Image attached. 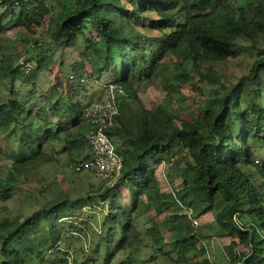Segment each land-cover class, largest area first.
Here are the masks:
<instances>
[{"label":"trees","instance_id":"16d2710c","mask_svg":"<svg viewBox=\"0 0 264 264\" xmlns=\"http://www.w3.org/2000/svg\"><path fill=\"white\" fill-rule=\"evenodd\" d=\"M241 1L0 0L8 11L0 13V37L20 28L26 37L18 40L30 46L28 58H20L9 37L0 40V92L8 94L0 101V137L17 144L5 156L0 149V158L11 163L0 176V200L14 197L32 170L60 154L80 172L72 164L92 155L87 110L102 100L86 104L77 96L87 82L107 77L105 88L113 82L127 92L118 100L115 125L106 129L122 157L118 179L113 183L96 173L106 188L93 185L75 197L60 189L31 215L0 217V264H112L120 252L143 243V214L156 222L147 228L151 256L160 252L188 264L190 255H201L195 264H213L206 235L193 228L188 215L168 214L171 207L198 215L215 210L216 237L238 235L245 248L230 250L226 264H264V50L236 82L216 67L238 56L240 39L264 40V0ZM47 16L45 44L30 35ZM74 44L82 60L66 69L72 89H40V71L62 63ZM170 58L173 75L167 74ZM193 76L210 93L199 100L200 113L189 110L184 118L166 99ZM156 80L167 96L147 107L138 86ZM162 162L182 178L169 193L155 176ZM52 182L57 178L41 186L52 191ZM122 186L130 195L127 204ZM101 203L108 209L101 221V213L85 217L86 209Z\"/></svg>","mask_w":264,"mask_h":264},{"label":"rangeland","instance_id":"374dc122","mask_svg":"<svg viewBox=\"0 0 264 264\" xmlns=\"http://www.w3.org/2000/svg\"><path fill=\"white\" fill-rule=\"evenodd\" d=\"M241 2L246 3L247 0H242ZM1 12H8L5 8L0 7ZM5 19H9L7 16ZM49 16L46 17L44 24L41 27L36 28V34H31V38H40L44 40L49 33ZM20 28H12L7 34H3L0 40L4 37H9L13 42V52L20 55V58L27 57L25 54L26 50L30 48L29 44L25 43L22 36ZM45 42V40L43 41ZM242 44V51L239 52L238 56L235 58H230L226 61L216 64L219 73H222L229 80L236 82L237 79L245 74L252 62L260 56V52L264 50V40L251 41L249 39H240ZM58 51V50H57ZM56 51L57 57L61 55V51ZM19 58V59H20ZM82 60V54L80 52L78 45H73L70 50L64 52V60L61 63L57 61L51 68L40 71L36 81L40 89H47L51 85H59V88L65 92L72 89L73 78L67 75V68L72 62H78ZM173 58L168 60L169 71L167 74H174L176 70L172 68L171 64ZM88 73L91 72V68L87 67ZM107 77H102L99 81L91 79L84 85V88L76 92L77 96L84 100L86 104L91 102V99H103L105 94L104 83L109 82ZM199 81L197 77L193 76V80L190 83L183 84L177 89L173 84V89L176 90L175 97L172 99H166V89L165 85L161 80H156L154 82H146L140 86L139 95L147 107H153L157 103L170 100V108L177 114L184 118H189V110H194L196 114L200 113L202 109H199V100L206 97L210 92L203 91L198 87ZM201 85V84H200ZM209 88L206 85L204 88ZM129 94V93H128ZM7 92H0V101L7 99ZM202 96V97H201ZM17 148V144L14 142L13 138L4 135L0 137V149L4 152L3 155H7L13 149ZM10 160L6 158H0V176H5L8 168L10 167ZM168 163L162 162L156 166L155 176L157 178L159 188L164 192H172L180 186L182 178H176L178 172L175 169H170ZM57 178V183L52 182V191H47L45 185L41 186L44 180L53 181ZM93 185L98 188H106L105 182L96 174L90 171H80L75 172L70 168L69 159L64 155L60 154L57 160L51 163L44 164L38 170H32L28 174V180L24 186L17 189V194L8 200H0V217H15V216H25L31 215L33 212L38 210L45 201H49L54 198L55 194L60 192V189L69 192L73 197L81 194V192L93 190ZM91 190H88V189ZM121 193L122 203L127 204L130 202V195L127 189L122 186L119 189ZM108 211L107 207H104L101 203L95 208L86 209V218L92 214H98L99 221L102 220L103 216ZM168 214H186L188 215L193 228H197L199 232H203L205 236L204 243L207 245L208 256L213 260V264H226L228 262V252L232 249L235 250H245V248L239 244L238 235H229L224 238H217L214 227L212 226L215 222L216 211H209L205 214H195L192 210L185 208L171 207L168 210ZM153 214H155L153 212ZM46 226L45 222H42ZM156 222H151L147 215L143 214L140 217L139 225L142 234L143 243L140 246L133 247L129 250L120 252L117 255L116 260L112 264H184L177 262L174 258L158 252L155 256H151V246L153 243V238L148 235L147 228ZM171 232H164V237L166 240H171ZM80 256V254H78ZM130 256V257H129ZM190 260L188 264H195L196 261L201 257V255L193 256L190 255ZM71 257H73L71 255ZM123 262V263H121Z\"/></svg>","mask_w":264,"mask_h":264},{"label":"built area","instance_id":"2783aa9c","mask_svg":"<svg viewBox=\"0 0 264 264\" xmlns=\"http://www.w3.org/2000/svg\"><path fill=\"white\" fill-rule=\"evenodd\" d=\"M26 66L30 65L26 64ZM124 96H127L125 88L112 82L106 85L103 99L90 105L87 114L93 126L87 134V139L92 155L74 162L72 164L74 170L92 171L113 183L118 179L123 165L122 157L107 135L106 129L115 125L116 118L120 114L118 100Z\"/></svg>","mask_w":264,"mask_h":264}]
</instances>
